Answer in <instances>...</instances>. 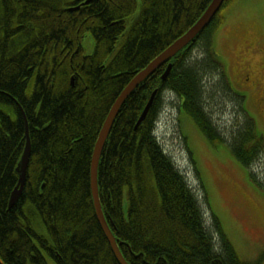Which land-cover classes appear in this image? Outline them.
<instances>
[{"label": "trees", "instance_id": "obj_1", "mask_svg": "<svg viewBox=\"0 0 264 264\" xmlns=\"http://www.w3.org/2000/svg\"><path fill=\"white\" fill-rule=\"evenodd\" d=\"M84 1L0 0L4 264H120L94 207L96 141L126 85L185 33L212 0ZM220 11L194 41L129 95L105 143L98 166L99 197L130 264H259L240 258L216 214L208 222L211 206L203 183L196 189L190 184L155 132L169 91L211 143L230 140L246 167L263 156L264 134L244 108L243 96L230 86L215 51ZM196 47L204 56L193 54ZM216 73L218 90L232 96L246 116L229 136L206 105L212 87L207 78L214 82ZM25 116L32 151L23 192L9 208L27 142Z\"/></svg>", "mask_w": 264, "mask_h": 264}, {"label": "rangeland", "instance_id": "obj_2", "mask_svg": "<svg viewBox=\"0 0 264 264\" xmlns=\"http://www.w3.org/2000/svg\"><path fill=\"white\" fill-rule=\"evenodd\" d=\"M219 15L214 38L222 69L264 134V0H231ZM203 53L194 48V55ZM219 77L216 73L214 82L207 78L212 87L206 105L214 123L229 136L246 116L232 96L218 90ZM180 101L173 92L164 93L156 123L163 148L195 189L204 185L211 206L207 205L206 217L210 220L211 213L219 217L240 258L264 264V154L253 170L246 167L233 153L230 140L211 143L190 114L180 109Z\"/></svg>", "mask_w": 264, "mask_h": 264}, {"label": "water", "instance_id": "obj_3", "mask_svg": "<svg viewBox=\"0 0 264 264\" xmlns=\"http://www.w3.org/2000/svg\"><path fill=\"white\" fill-rule=\"evenodd\" d=\"M91 0H86L84 4H87ZM224 3V0H212L204 13L201 15V17L181 36H179L174 42H172L168 47H166L159 55H157L153 60H151L148 65L143 68L141 71H139L132 80L126 85V87L122 90L120 95L115 100L114 104L112 105L107 118L102 126V129L99 133L98 139L95 144L93 157H92V166H91V187H92V194H93V201H94V207L96 211L97 218L106 234V237L114 251V254L119 261L120 264H130L125 257L123 256L120 247L118 245V242L115 238V236L112 233V230L105 218L102 204L99 197V186H98V166L100 162V158L105 146V143L107 141V138L110 134L111 128L114 124V121L126 101V99L129 97V95L145 80L147 79L154 71H156L159 67H161L164 63H166L169 59H171L173 56H175L180 50L188 46L192 41L196 39V37L199 35V33L206 27L208 24L212 21L214 16L217 14V12L220 10ZM75 9V8H74ZM73 10V9H72ZM171 70V64L168 65L166 72L164 74V78L167 77ZM157 93V90L153 92L151 95L144 111L142 112L136 127L143 121V119L146 117L148 110L150 109L153 99ZM26 119V116H25ZM26 122V147L24 150V153L22 155V158L20 160V164L17 168L19 172V184L13 191L10 197L9 201V208L13 207L17 201L19 200L23 188L25 186L26 177H27V171L32 151V143L29 135V129H28V122L27 119ZM0 262L3 264V262L0 260Z\"/></svg>", "mask_w": 264, "mask_h": 264}, {"label": "bare ground", "instance_id": "obj_4", "mask_svg": "<svg viewBox=\"0 0 264 264\" xmlns=\"http://www.w3.org/2000/svg\"><path fill=\"white\" fill-rule=\"evenodd\" d=\"M85 1H86V0H85ZM85 1H84V2H85ZM19 164H20V162H19ZM19 164H18V166H19Z\"/></svg>", "mask_w": 264, "mask_h": 264}]
</instances>
